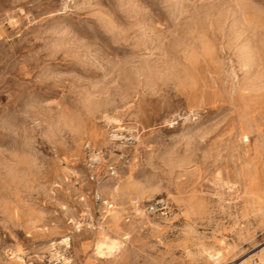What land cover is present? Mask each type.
<instances>
[{
	"label": "rangeland",
	"instance_id": "374dc122",
	"mask_svg": "<svg viewBox=\"0 0 264 264\" xmlns=\"http://www.w3.org/2000/svg\"><path fill=\"white\" fill-rule=\"evenodd\" d=\"M68 246L263 264L264 0H0V264Z\"/></svg>",
	"mask_w": 264,
	"mask_h": 264
},
{
	"label": "built area",
	"instance_id": "2783aa9c",
	"mask_svg": "<svg viewBox=\"0 0 264 264\" xmlns=\"http://www.w3.org/2000/svg\"><path fill=\"white\" fill-rule=\"evenodd\" d=\"M165 206L163 201H159L156 203H153L150 207H148V210L155 211L158 209H162ZM61 256H53L50 259H47L44 261L43 264H80L77 259L72 255L70 246L68 247H62L60 250ZM246 264H261L259 261H251Z\"/></svg>",
	"mask_w": 264,
	"mask_h": 264
},
{
	"label": "bare ground",
	"instance_id": "6f19581e",
	"mask_svg": "<svg viewBox=\"0 0 264 264\" xmlns=\"http://www.w3.org/2000/svg\"><path fill=\"white\" fill-rule=\"evenodd\" d=\"M250 134V133H249ZM240 136V135H239ZM242 136V134H241ZM250 138H246L247 142L250 141L248 140ZM242 140V139H241ZM245 141V140H244ZM243 149V148H242ZM261 198V197H260ZM69 241V240H68ZM100 250H109V251H116V247L113 245H101L100 246ZM18 258V257H17ZM211 258H213L214 261H218V258H215L214 256H212ZM19 259V258H18ZM262 263L264 264V257L262 259Z\"/></svg>",
	"mask_w": 264,
	"mask_h": 264
}]
</instances>
